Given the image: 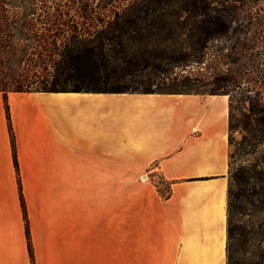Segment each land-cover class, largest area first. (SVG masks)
<instances>
[{
    "label": "crops",
    "instance_id": "1",
    "mask_svg": "<svg viewBox=\"0 0 264 264\" xmlns=\"http://www.w3.org/2000/svg\"><path fill=\"white\" fill-rule=\"evenodd\" d=\"M8 104L19 169L0 92V264H32L19 180L35 264H121L120 178L154 175L170 196L128 187L127 264H227L228 94L11 92Z\"/></svg>",
    "mask_w": 264,
    "mask_h": 264
},
{
    "label": "rangeland",
    "instance_id": "2",
    "mask_svg": "<svg viewBox=\"0 0 264 264\" xmlns=\"http://www.w3.org/2000/svg\"><path fill=\"white\" fill-rule=\"evenodd\" d=\"M194 1L196 6L189 0H18L21 6L36 7L31 14L21 9L19 24H34L35 32L28 41L55 53L92 48L100 42L106 51L112 49L110 42H122L126 50L135 47L154 52L155 55L144 56L150 66L146 72L111 82L130 89L153 86L161 91L227 93L239 118L240 110L249 109V98L257 96L264 103V0ZM129 19L138 22L129 24ZM193 52L195 56L189 60L180 58ZM59 60L55 55L47 62L53 65ZM111 63L116 67L123 65L117 60ZM156 65L173 73L171 78L154 72ZM185 76L192 80H182ZM234 135L241 137L238 131ZM151 183L162 197L168 196L170 185L161 176L120 178L121 264H127L128 258V187H135L138 195L141 187ZM262 219L246 218L243 222L250 225L249 230L253 226L260 231ZM256 238V246L250 245L247 251L242 244L237 246L235 260L245 264L264 262L260 258L264 252L258 249L260 236ZM226 258L228 264L227 252Z\"/></svg>",
    "mask_w": 264,
    "mask_h": 264
},
{
    "label": "trees",
    "instance_id": "3",
    "mask_svg": "<svg viewBox=\"0 0 264 264\" xmlns=\"http://www.w3.org/2000/svg\"><path fill=\"white\" fill-rule=\"evenodd\" d=\"M189 3L193 6L197 5L194 0H189ZM21 9L27 14H31V12L36 10V7L34 4L21 6L18 0H0V92L4 95L14 161L17 169H19V166L15 135L8 104V94L11 92H198L161 91L153 89V86L143 90L130 89L121 84H114L111 81H120L125 77H132L143 71L146 72L150 66H147L148 61L144 56L154 52L135 50V47L132 50H126L122 42L119 45H114L112 44L113 42H110L109 45L112 48L110 51H106L104 43L101 42L92 48L59 50L56 53L52 52L53 50L38 48L34 43L28 41L35 32L34 24L28 22L24 26L19 24ZM127 21L129 24L135 25L138 19H129ZM189 38L191 39V37ZM187 41L189 42V40ZM202 48L205 49L204 46ZM55 55L60 60L53 65L49 64L47 60ZM194 56L195 52L186 54V56L181 55L180 58L189 60ZM26 60L29 63L24 62ZM112 60L122 61L123 65L116 67L111 63ZM142 63L147 64L145 66ZM157 71L168 79L173 75V73H168L166 69L162 70V67L158 65L154 66V72ZM155 75L161 78L158 74ZM175 79L178 80L177 75ZM182 80L189 81L192 78L185 76ZM210 94L217 95L221 93ZM249 103V109L240 110V117L237 118L234 102L231 98L227 208L228 264H245L235 260L234 255L237 252V246L242 244L245 251H247L250 245L256 246L257 236H260L258 249L264 252V103L257 96L249 98ZM237 131L241 135L239 139L234 135ZM19 186L29 253L32 264H35L27 208L20 180ZM170 190L167 197L170 196ZM261 217L263 219L261 225H259L260 231L255 227L253 228V226L249 230L250 225L243 222L246 218L260 220ZM260 258L264 261V254ZM259 264H264V262Z\"/></svg>",
    "mask_w": 264,
    "mask_h": 264
},
{
    "label": "bare ground",
    "instance_id": "4",
    "mask_svg": "<svg viewBox=\"0 0 264 264\" xmlns=\"http://www.w3.org/2000/svg\"><path fill=\"white\" fill-rule=\"evenodd\" d=\"M144 180L146 181V177H144Z\"/></svg>",
    "mask_w": 264,
    "mask_h": 264
}]
</instances>
